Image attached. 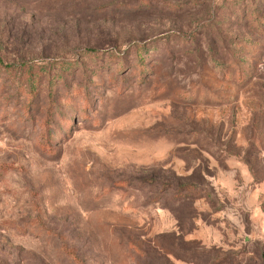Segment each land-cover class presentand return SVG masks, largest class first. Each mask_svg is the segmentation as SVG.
Returning <instances> with one entry per match:
<instances>
[{"label": "rangeland", "instance_id": "1", "mask_svg": "<svg viewBox=\"0 0 264 264\" xmlns=\"http://www.w3.org/2000/svg\"><path fill=\"white\" fill-rule=\"evenodd\" d=\"M0 264H264V0H0Z\"/></svg>", "mask_w": 264, "mask_h": 264}, {"label": "trees", "instance_id": "2", "mask_svg": "<svg viewBox=\"0 0 264 264\" xmlns=\"http://www.w3.org/2000/svg\"><path fill=\"white\" fill-rule=\"evenodd\" d=\"M252 17H253L252 19L256 21V24H257L256 26H258V23H260V16L254 13ZM170 188L171 186L168 185L166 186L165 190L170 189ZM173 191H174L173 195L178 196V197L179 196H195L199 194V191L195 186H193L192 184H187V183L183 185H178L176 188H173Z\"/></svg>", "mask_w": 264, "mask_h": 264}]
</instances>
